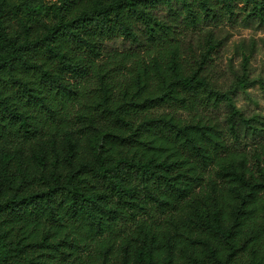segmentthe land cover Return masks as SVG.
<instances>
[{"label": "trees", "instance_id": "obj_1", "mask_svg": "<svg viewBox=\"0 0 264 264\" xmlns=\"http://www.w3.org/2000/svg\"><path fill=\"white\" fill-rule=\"evenodd\" d=\"M240 2L0 3V264H264V159L197 115Z\"/></svg>", "mask_w": 264, "mask_h": 264}, {"label": "rangeland", "instance_id": "obj_2", "mask_svg": "<svg viewBox=\"0 0 264 264\" xmlns=\"http://www.w3.org/2000/svg\"><path fill=\"white\" fill-rule=\"evenodd\" d=\"M52 0H0L9 4L46 3ZM259 14H249L251 3H237L231 20L209 27L220 40L212 49L202 67V74L210 85L230 96V101L220 99L216 104L200 105L197 115L221 131L228 143L237 150L249 154L258 152L264 159V0H256ZM198 34L186 33L185 44L191 52L186 55L187 64L195 67L204 47ZM108 49L140 50L138 42L121 37L107 42ZM234 114L230 122L232 109ZM167 111H171L166 108ZM195 110L177 109L175 114L189 118ZM234 128V130H233ZM99 132L88 138L94 144Z\"/></svg>", "mask_w": 264, "mask_h": 264}]
</instances>
